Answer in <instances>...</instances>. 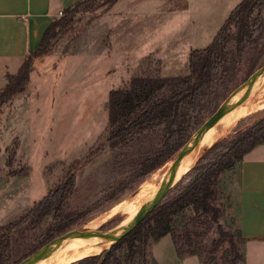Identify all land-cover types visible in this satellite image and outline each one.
Instances as JSON below:
<instances>
[{
	"label": "rangeland",
	"instance_id": "rangeland-1",
	"mask_svg": "<svg viewBox=\"0 0 264 264\" xmlns=\"http://www.w3.org/2000/svg\"><path fill=\"white\" fill-rule=\"evenodd\" d=\"M239 2L117 0L105 12L100 8L82 16L74 21L72 29L53 39L49 51L34 59L37 76L31 74L24 90L0 107V224L25 214L69 169L105 141L108 130L104 104L111 89L127 86L136 75L157 74L167 79L188 76L190 53L211 42ZM232 44L225 51L224 69L218 80L205 93L200 108L189 112L190 135L252 72L264 65V34L255 35L240 57ZM263 84L264 79L259 86ZM171 91L172 87L165 86L146 104ZM263 110L238 122L223 138L252 124ZM196 119L200 120L197 127ZM161 143L162 127L155 126L101 151L77 169L63 212L84 211L85 215L70 229L83 230L94 219L122 206L154 171L138 180L141 162L146 158L151 161ZM24 165L30 168L28 175H8ZM237 166L220 175V195L215 203L222 210L220 223L235 233L237 250L243 253L233 209ZM159 179L157 185L163 178ZM186 181L181 176L166 196L174 194ZM186 214L192 216L193 211L187 210ZM123 218L115 216L97 228L120 225ZM193 221L189 222L194 232L191 246L182 236L176 244L169 234L159 240L149 238L145 247L149 264H230L229 243L221 242L217 247L212 244L218 237L217 225L205 216ZM55 223L52 215L27 222L11 235L6 256L12 261L49 242L51 239H46ZM179 232L183 235L182 230ZM125 250V245L117 248L107 264H128ZM252 259L253 256L251 262ZM243 261L244 258L237 264Z\"/></svg>",
	"mask_w": 264,
	"mask_h": 264
},
{
	"label": "trees",
	"instance_id": "trees-1",
	"mask_svg": "<svg viewBox=\"0 0 264 264\" xmlns=\"http://www.w3.org/2000/svg\"><path fill=\"white\" fill-rule=\"evenodd\" d=\"M116 2L117 0H78L63 7L61 15L55 17L42 33L38 47L28 53L15 73L6 74V83L0 91V107L24 90L29 81L33 60L49 51L53 39L72 29L74 21L82 16L95 13L100 8L105 12ZM263 34L264 0H240L231 9L211 42L205 48L190 53L188 76L167 79L157 74L136 75L129 80L127 86L111 89L104 104L108 130L105 141L91 151L83 162L69 169L67 174L41 199L34 202L25 214L9 223L0 224V264H16L39 248L35 246L12 261L6 256L11 235L20 231L27 222L33 223L43 216L52 215L56 223L46 239L49 240L69 230L83 218L84 211L63 212L64 203L73 191L76 170L91 162L101 151L114 148L146 129L161 126V146L151 161L146 158L141 162L138 180L169 162L190 136L189 112L200 108L205 93L215 84L224 69L227 47L233 43L236 56L240 57L254 36ZM74 38L76 37L73 36ZM165 86L172 87V91L146 104ZM199 123L200 120L196 119L194 126L197 127ZM260 143H264V110L252 124L211 145L183 175L187 181L174 194L166 196L109 250H102L98 254L85 256L69 264H97L102 257L101 264H107L121 245H125L126 263L149 264L145 256L149 238L159 240L169 234L176 244L182 236L191 246V234L194 232L189 222L201 216L208 217L217 225L218 237L212 241L214 247L221 242H228L232 253L230 264H237L243 259V253L237 250L233 236L235 233L224 229L220 223L223 215L221 208L215 203L220 195L217 182L224 171L239 164L244 155ZM29 172V166L24 165L11 170L8 175L22 177ZM187 210L193 211V215L188 216ZM179 230H182L183 235H179ZM236 235L239 240H243L238 229Z\"/></svg>",
	"mask_w": 264,
	"mask_h": 264
},
{
	"label": "crops",
	"instance_id": "crops-1",
	"mask_svg": "<svg viewBox=\"0 0 264 264\" xmlns=\"http://www.w3.org/2000/svg\"><path fill=\"white\" fill-rule=\"evenodd\" d=\"M76 1L0 0V91L6 74L15 73L28 53L38 47L42 33L57 12ZM35 60L29 80L31 74L37 73ZM237 167L233 209L243 238V264H264V143L246 153Z\"/></svg>",
	"mask_w": 264,
	"mask_h": 264
},
{
	"label": "bare ground",
	"instance_id": "bare-ground-1",
	"mask_svg": "<svg viewBox=\"0 0 264 264\" xmlns=\"http://www.w3.org/2000/svg\"><path fill=\"white\" fill-rule=\"evenodd\" d=\"M263 79L264 75L258 78L253 84L250 96L243 103L223 114L207 131L205 136L201 140H198L194 147L185 154L176 180L192 167L202 152H205V150L217 142V140L223 138V136H225L238 122L251 116L259 109L264 108V84L259 86ZM243 92L244 90L242 89L234 98L242 95ZM172 162L173 158L161 168L151 173L148 178L138 186L134 194L123 202L122 206L111 213L94 219L85 229H96L99 224L115 216H124L121 224L117 225L116 228L129 222L134 214L141 208L143 203L156 192L159 187V185L156 184L157 180L160 177L163 178ZM108 244L109 243L105 242L104 239H84L78 236L68 237L57 252L44 256L34 264H69L85 256L100 253L108 247Z\"/></svg>",
	"mask_w": 264,
	"mask_h": 264
},
{
	"label": "water",
	"instance_id": "water-1",
	"mask_svg": "<svg viewBox=\"0 0 264 264\" xmlns=\"http://www.w3.org/2000/svg\"><path fill=\"white\" fill-rule=\"evenodd\" d=\"M264 75V65L252 72L248 78L216 108V110L188 137L181 148L172 157L173 162L161 180L156 192L148 198L141 208L134 214V216L125 225L105 228L99 227L97 229H70L62 234L54 237L49 242L37 248L34 252L18 261L16 264H34L37 260L46 255H51L57 252L64 241L68 237L78 236L84 239H104L108 242V247L104 250H109L114 244L125 237L131 230H133L145 217L152 211L166 196L168 191L176 183V177L180 170L182 160L185 154L191 150L198 140H201L207 131L214 125V123L228 110L243 103L251 94L253 84L255 81ZM243 94L234 98L235 95L241 90ZM101 264V261H100Z\"/></svg>",
	"mask_w": 264,
	"mask_h": 264
},
{
	"label": "built area",
	"instance_id": "built-area-1",
	"mask_svg": "<svg viewBox=\"0 0 264 264\" xmlns=\"http://www.w3.org/2000/svg\"><path fill=\"white\" fill-rule=\"evenodd\" d=\"M58 15H61V12Z\"/></svg>",
	"mask_w": 264,
	"mask_h": 264
}]
</instances>
